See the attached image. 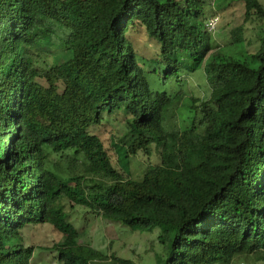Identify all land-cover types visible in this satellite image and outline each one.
<instances>
[{"label":"trees","instance_id":"1","mask_svg":"<svg viewBox=\"0 0 264 264\" xmlns=\"http://www.w3.org/2000/svg\"><path fill=\"white\" fill-rule=\"evenodd\" d=\"M207 6L0 0V264H32L35 247L22 246L19 233L41 223L64 235L61 264H102L103 252L79 242L62 204L72 199L132 229L158 228L169 250L163 264H231L241 255L264 263V5L245 0L261 43L243 58L214 44ZM243 30H234L236 47ZM142 32L155 56L142 53ZM200 68L212 93L180 128L181 91H154L147 74L181 81ZM120 112L126 173L131 156L158 145L160 162L140 178L118 169L93 131Z\"/></svg>","mask_w":264,"mask_h":264},{"label":"rangeland","instance_id":"2","mask_svg":"<svg viewBox=\"0 0 264 264\" xmlns=\"http://www.w3.org/2000/svg\"><path fill=\"white\" fill-rule=\"evenodd\" d=\"M264 5V0H260ZM209 18L218 17V25L210 31L212 40L217 48L230 51L233 55L243 58L249 52H255L260 47L261 24L257 22H245V0H208ZM244 24L243 37L245 44L236 47L233 44L234 30ZM264 26V20H263ZM263 28V27H262ZM137 42L146 56H155L158 46L147 39L145 33L136 35ZM57 41V38H56ZM49 59H52L49 56ZM150 86L154 91L175 93L181 91L182 99L177 111L176 125L186 128L200 112V101L210 97L212 84L207 77L204 68L195 72H184L181 81L177 79L163 80L159 74H147ZM127 117L122 113L106 115L103 123L95 126L93 131L102 139L114 165L134 178H140L151 165L159 163L155 147L152 152L146 154L140 152L131 156L128 173L118 163L116 144H120L121 138L127 132ZM168 125V121L164 122ZM54 155H52V158ZM122 158V163L124 162ZM124 165V164H123ZM65 167V166H64ZM71 222L80 233L79 242L90 245L106 255L101 260L102 264H112L113 254L136 261L138 264H163L169 256L166 245L159 241L160 230L132 229L122 222L111 221L93 212L90 207L77 204L72 200L62 202ZM20 241L24 247L34 246L35 251L31 259L32 264H61L58 259L57 246L64 240V235L54 229L49 223L30 224L20 230ZM231 264H264L256 260L254 255H241Z\"/></svg>","mask_w":264,"mask_h":264},{"label":"built area","instance_id":"3","mask_svg":"<svg viewBox=\"0 0 264 264\" xmlns=\"http://www.w3.org/2000/svg\"><path fill=\"white\" fill-rule=\"evenodd\" d=\"M218 21H219V18L218 17H212L209 19V21L207 22V29L209 31H213L216 29L217 25H218Z\"/></svg>","mask_w":264,"mask_h":264}]
</instances>
